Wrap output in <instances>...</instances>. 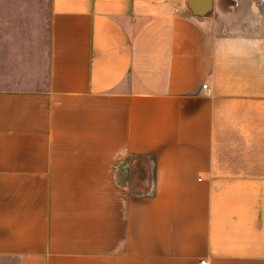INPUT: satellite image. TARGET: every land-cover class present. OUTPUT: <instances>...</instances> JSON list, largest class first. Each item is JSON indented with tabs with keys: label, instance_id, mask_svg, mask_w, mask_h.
<instances>
[{
	"label": "crops",
	"instance_id": "1",
	"mask_svg": "<svg viewBox=\"0 0 264 264\" xmlns=\"http://www.w3.org/2000/svg\"><path fill=\"white\" fill-rule=\"evenodd\" d=\"M200 259L264 264V0H50L46 84L0 85V264Z\"/></svg>",
	"mask_w": 264,
	"mask_h": 264
},
{
	"label": "rangeland",
	"instance_id": "2",
	"mask_svg": "<svg viewBox=\"0 0 264 264\" xmlns=\"http://www.w3.org/2000/svg\"><path fill=\"white\" fill-rule=\"evenodd\" d=\"M49 52L50 0H0V85H45Z\"/></svg>",
	"mask_w": 264,
	"mask_h": 264
},
{
	"label": "built area",
	"instance_id": "3",
	"mask_svg": "<svg viewBox=\"0 0 264 264\" xmlns=\"http://www.w3.org/2000/svg\"><path fill=\"white\" fill-rule=\"evenodd\" d=\"M202 87L205 88V89H208V85L206 83H204L202 85ZM198 264H208V261H207V259H200Z\"/></svg>",
	"mask_w": 264,
	"mask_h": 264
}]
</instances>
